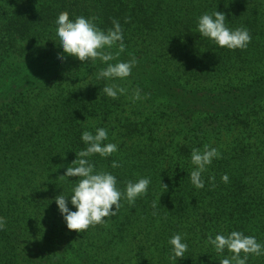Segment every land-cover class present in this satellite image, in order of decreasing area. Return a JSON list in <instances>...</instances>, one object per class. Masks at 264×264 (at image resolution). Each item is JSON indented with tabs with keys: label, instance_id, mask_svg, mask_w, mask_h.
I'll return each instance as SVG.
<instances>
[{
	"label": "trees",
	"instance_id": "1",
	"mask_svg": "<svg viewBox=\"0 0 264 264\" xmlns=\"http://www.w3.org/2000/svg\"><path fill=\"white\" fill-rule=\"evenodd\" d=\"M216 10L248 29L245 49L199 34L198 18ZM65 11L105 32L117 20L123 49H102L115 56L107 63L67 56L56 36ZM132 57L129 77L98 79ZM105 84L126 94L113 99ZM99 127L118 151L89 157L96 169L122 191L129 180L151 183L103 224L71 230L55 197L81 179L62 175L87 147L82 132ZM205 145L220 156L197 188L191 156ZM0 216V264H221L233 253L216 251L210 235L240 231L264 244V0H0ZM176 233L188 247L172 260ZM247 264H264V254Z\"/></svg>",
	"mask_w": 264,
	"mask_h": 264
},
{
	"label": "clouds",
	"instance_id": "2",
	"mask_svg": "<svg viewBox=\"0 0 264 264\" xmlns=\"http://www.w3.org/2000/svg\"><path fill=\"white\" fill-rule=\"evenodd\" d=\"M226 15L222 11L216 10L213 13H204L198 18L197 30L199 34L213 41L219 47L235 50L245 49L251 42V35L247 28L240 27L232 29L228 27ZM113 28L107 32L101 30L92 18L78 16L74 20L69 19L68 12H62L56 20V36L58 44L63 53L72 56L80 61H92L99 58L107 63L115 59L111 52L101 51L106 46L111 48L116 42H120L123 49V29L117 20H113ZM66 56H57L56 59L63 60ZM137 60L132 57L128 61L108 63L107 67L98 73L100 80L125 79L129 77L135 67ZM103 91L109 97L116 99L119 95L126 94V89L119 85H104ZM134 99H141L140 90L137 89ZM81 140L87 147L79 152V159L74 160L76 166L67 167L62 176L79 177V182L73 187L70 195H58L55 202L58 210L63 216L67 228L71 230L84 231L90 226L103 224L105 218L115 216L121 207V200L126 199L129 204H135L138 197L146 195L151 183L150 177H142L135 182L129 180L126 188L122 191L117 187V177L111 172L97 170L89 157L99 154L101 157L111 156L118 151L115 143L104 142L108 140L106 128L99 127L95 134L91 131H83ZM220 153L216 148L205 145L204 151L193 149L191 161L196 166L189 173L192 184L197 188L204 187L202 174L206 171L215 158H219ZM73 163V162H72ZM112 167H119L113 161ZM222 179L227 182L229 177L225 174ZM70 197V201H69ZM69 204L75 208L72 210ZM113 205L115 209L113 210ZM6 226V219L0 216V230ZM208 241L218 252H224L227 248L233 255L225 258L221 264H247L248 254H264V244L257 242L254 236H246L243 232L232 231L228 235L217 233L214 237L209 236ZM168 243L172 246V260L183 257L187 251V242L184 236L176 233L170 237ZM243 251L245 255L240 254Z\"/></svg>",
	"mask_w": 264,
	"mask_h": 264
}]
</instances>
